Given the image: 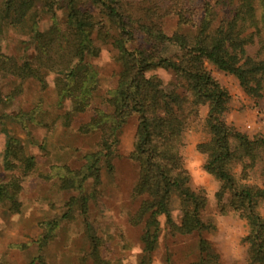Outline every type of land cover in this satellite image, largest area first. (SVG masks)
I'll return each mask as SVG.
<instances>
[{
  "label": "trees",
  "instance_id": "1",
  "mask_svg": "<svg viewBox=\"0 0 264 264\" xmlns=\"http://www.w3.org/2000/svg\"><path fill=\"white\" fill-rule=\"evenodd\" d=\"M197 1L0 0V40L12 30L31 35L34 44L33 55L20 59L5 54L0 45V74L20 82L33 79L41 87L46 85L42 71L58 74L54 83L58 103L61 105L63 99L69 103V110L62 114L64 125L90 106L96 91L97 72L88 62L99 53L94 33L100 42L109 43L116 50L114 60L119 65L116 86L104 100L109 111L94 108L88 122L79 128L84 134L98 132L96 150L83 156L79 168L53 166L42 175L44 179L56 178L59 190L75 194L67 199L59 217L39 224L42 231L35 240L39 252L51 241L60 221L70 220L77 212L85 216L89 200L86 183L91 182L94 192L100 182L99 165L112 171L122 127L135 115L137 122L128 158L138 168L131 197L140 201L129 221L134 226L143 224L139 264L150 262L162 217L171 236H197L198 258L193 264H220L219 254L204 238L207 231L215 230L214 225L201 219L207 199L202 191L189 187L190 176L180 154L184 131L190 120L198 116L199 108L206 105L204 126L209 139L196 144L195 150L205 156L202 170L219 182L215 193L217 212H234L245 220L247 234L241 239L247 244L244 264H264V218L259 212L264 189L247 182L248 172L259 162L264 164V136L249 138L225 122L229 94L204 67V62H208L234 77L247 96L261 97L264 0L204 2L202 16L195 25L192 16L197 11ZM43 14L49 18V25L41 30L38 22ZM169 15L177 18V30L166 35L161 19ZM137 34L149 46L127 47ZM256 39L257 49L249 55L246 47ZM165 43L176 45L178 53L159 56L156 48ZM156 69L172 74V91H164L162 79L150 74ZM19 90L5 96L0 90V105L10 103ZM39 110L35 107L17 116L26 133L28 123L46 125L38 119ZM235 166L240 167L238 177L232 172ZM2 168L18 170L21 177H27L35 169V160L24 153L17 139L9 138L2 152ZM19 192L16 182H0V206L11 214L18 213ZM173 197L178 200V222L170 208ZM85 236L92 264H109L99 253L104 240L88 231ZM166 261L170 264L168 257ZM35 262L44 264L42 255L28 264Z\"/></svg>",
  "mask_w": 264,
  "mask_h": 264
},
{
  "label": "rangeland",
  "instance_id": "2",
  "mask_svg": "<svg viewBox=\"0 0 264 264\" xmlns=\"http://www.w3.org/2000/svg\"><path fill=\"white\" fill-rule=\"evenodd\" d=\"M204 2L212 4L214 0L197 1V11L192 16L195 25L202 16ZM62 20L63 16L59 14V21ZM38 23L43 30L49 25V18L43 14ZM161 29L164 34L171 35L177 30V18L172 15L163 17ZM190 30H194V27H190ZM183 31L188 32V29ZM93 36L99 53L88 62L97 72L96 91L90 106L73 117L68 125H64L62 114L69 110V103L63 99L59 105L54 87L58 74L42 71L45 87H41L33 79L20 82L0 74V90L4 96L20 88L18 95L10 103L0 105V182L12 181L20 185L18 200L21 204L19 212L15 214L0 206V264H28L39 254L42 255L44 264H80L84 259L86 264H92V260L88 258L90 245L85 236L87 231L104 240L99 247V253L106 257L109 264L140 263L143 224L134 226L129 221L140 201V198L131 197L138 168L128 158L137 122L135 115L130 116L122 127L116 147L117 155L112 161V171L102 164L99 165L100 182L94 192L91 182L86 183L85 193L89 200L85 216L77 212L70 220L60 221L53 238L42 252H39L35 243L42 231L39 224L59 217L65 211L64 204L67 199L75 194L72 191L59 190L56 178L44 179L42 175L48 174L53 166L79 168L84 162L83 156L96 150L98 132L84 134L79 128L88 122L94 108L109 111L104 100L117 83L119 65L114 60L116 50L111 44L100 42L96 33ZM135 36L127 47L149 46L141 35ZM0 45L5 54L17 59L30 58L33 55L31 35L9 30L1 36ZM256 49L257 39L246 47V52L253 55ZM156 51L159 56L170 57L178 53V47L165 43L157 46ZM204 67L229 94L225 122L249 138L264 136V83L261 97L251 98L231 75L217 70L208 62H204ZM150 74L162 79L164 91H172L171 83L174 80L171 73L156 69ZM35 107L40 108L38 119L46 125L32 123V126L27 122L29 133H26L17 122V116ZM206 112L207 106H201L198 116L190 120L183 133L180 154L190 176L189 187L202 191L207 199L201 219L215 226V230L207 231L204 238L211 242L219 254L220 264H244L247 244L241 242V239L247 234V224L237 213L218 214L215 193L219 182L202 170L205 156L195 150L196 144L209 139L204 126ZM9 138L17 139L24 153L33 156L35 160V169L27 177H21L18 170L5 171L2 168V152ZM232 172L238 177L240 167H233ZM248 175V183L264 189L263 163L259 162ZM170 208L174 221L178 222L179 205L176 197L172 198ZM259 212L264 218V200L260 202ZM159 221L160 232L150 254L149 264H168L167 257L170 264H193L198 258L197 236H171L165 227L164 218Z\"/></svg>",
  "mask_w": 264,
  "mask_h": 264
}]
</instances>
